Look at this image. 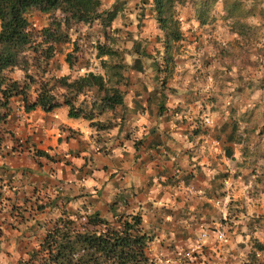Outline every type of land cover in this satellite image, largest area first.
<instances>
[{"label":"clouds","instance_id":"1","mask_svg":"<svg viewBox=\"0 0 264 264\" xmlns=\"http://www.w3.org/2000/svg\"><path fill=\"white\" fill-rule=\"evenodd\" d=\"M82 2L87 21L69 27L72 13L59 0L43 22L24 29L27 35L59 24L69 43L64 55L54 54V67L35 66L31 49L44 37L34 35L19 62L0 70L6 79L0 89L28 85L27 103L14 100L11 115L0 108L7 116V123L0 121V264H43L49 225L60 229L53 250L71 244L59 264H119L78 237L114 242L111 232L124 235L121 216L127 223L139 218L134 235L143 238L147 264H264V0H163L162 16L156 0ZM171 31L183 37V48L166 66L156 39L165 41ZM137 44L153 58L136 52ZM101 47L117 55H102ZM138 60L143 71L135 68ZM39 62L49 63L43 56ZM44 84L50 110L27 112L40 102ZM117 92L122 105H104ZM25 135L42 142L45 155L31 144L24 148ZM155 140L161 141L156 152L141 150ZM93 201H103L107 223L88 227ZM13 205L27 209L23 218L12 214ZM32 251L40 255L33 259Z\"/></svg>","mask_w":264,"mask_h":264},{"label":"trees","instance_id":"2","mask_svg":"<svg viewBox=\"0 0 264 264\" xmlns=\"http://www.w3.org/2000/svg\"><path fill=\"white\" fill-rule=\"evenodd\" d=\"M147 2V0H145ZM49 7H44L42 4V0H0V21H3L4 32L0 33V45L3 46L2 50H0V70L7 67L8 65L16 64L19 62V52L23 49L24 46L34 43L33 36L34 35H43L44 41L43 44L51 45L46 50L43 49V44H35L32 47V51L36 53V57L34 58L36 61L35 66L37 68H42L43 71L49 70L52 65V60L55 57L54 54L61 52L65 44L69 43V38L65 34H61L59 32V24H55L53 30V26L50 25L43 29L41 33H37L36 29L33 28L32 33L25 34L24 29L26 27H31L29 21V14L32 11H38L40 13L46 14L51 11L52 8L58 6L59 0H47ZM63 3L68 5L64 10L66 12L72 13V18L69 20V27H71V23L73 20L79 22L81 20L87 21L88 17L86 15L81 14L80 8L85 7V3L82 0H63ZM157 8L159 15H164L166 11L165 4L163 0H156ZM155 11V10H154ZM162 25L164 26L166 31H170V25L168 21H162ZM183 37L177 31H171V36L163 41V45L165 47V65L171 66L173 64V55L177 54V44L181 42ZM81 48L80 45L77 43L74 47L75 52H80ZM136 52H138L142 57H150V54L146 52L145 48L140 46L139 44L136 45ZM100 53L103 55L105 53L111 55H117V53L111 52L110 49L101 47ZM43 56L46 61L49 63H45L41 65L39 62V58ZM74 59L72 52L67 54V61L71 64ZM23 63L26 65L27 60L25 59ZM120 66H117L115 69L117 72ZM157 69V72L160 71L159 63L153 65ZM136 70L143 71V65L141 61H137L135 65ZM171 73L169 72V75ZM28 79L32 83H36L34 77L29 76ZM159 79V75L157 76ZM131 78L128 79L127 85L128 87L130 84ZM6 83V79L0 76V85H4ZM63 83V82H61ZM85 83H92V81H86ZM96 83H100L99 80ZM167 81H165L166 85ZM42 87L45 89V93L40 97V102L37 104H31L26 108L27 112H32L38 107H44V110H50L46 106L49 105L52 101V98L47 95V88L48 85L44 84ZM27 88L28 85H25L24 90L20 89V85L16 83H12L9 85L8 90L4 91L0 89V94L5 97L3 102H0V108H6L7 114L10 115L11 112V101L13 98L19 99L21 102L27 103ZM142 89L143 88L141 85ZM136 94H140V90H137ZM156 96L155 93L148 99V103L150 105L151 100ZM122 97L120 92H117L114 96H108L104 99V105H107L113 109L122 105ZM136 107H140V101L137 99L135 101ZM164 104L161 102L160 104V111L161 114L165 111ZM103 111V108H101ZM75 115V112H73ZM0 121H4L6 123L7 116H0ZM229 140L232 139L231 136L228 137ZM139 147V145H138ZM150 148H158L154 142L149 145ZM38 155H45L44 151L37 149ZM229 155H231V150H229ZM171 180V179H170ZM39 211L43 212L44 207L41 205L39 207ZM112 211H115V208L112 207ZM67 214V213H66ZM89 225H97L104 223L106 224L107 221L102 219V214L100 210L96 209L95 215L88 218ZM119 223L124 224V235L121 236L119 233L111 232L110 235L114 238V242L105 240L101 241L96 239L94 236H85V237H78V239H82L85 242L100 246L104 251L106 256L110 257H118L119 264H140V261L143 259L144 264H147V258L143 249V238L139 235H134V233H138V225L140 223L139 218H135V223H127L123 216H121L118 220ZM59 223V222H58ZM71 222H69L66 227L70 226ZM60 229L57 225H49V234L42 239L41 248L42 250H46L49 252V257L46 259L43 264H59L60 260L65 256V249L71 248L70 243H64L60 245L58 251L53 250L52 244L55 243L54 235H58ZM64 239L67 241V233L64 234ZM31 255L33 259L40 255V252L32 251ZM71 264V262H69ZM95 264H99V261H95Z\"/></svg>","mask_w":264,"mask_h":264},{"label":"rangeland","instance_id":"3","mask_svg":"<svg viewBox=\"0 0 264 264\" xmlns=\"http://www.w3.org/2000/svg\"><path fill=\"white\" fill-rule=\"evenodd\" d=\"M29 21H30V25H31V22L32 21H34V20H40L41 22H43V13H40V12H38V11H32L30 14H29ZM156 43H162L161 41H160V39H159V37H157V39H156ZM79 44V43H78ZM66 45V44H65ZM65 45L63 46V47H61V49H62V51L61 52H58L61 56L62 55H64V51H65ZM140 45V44H139ZM178 46H177V54L182 50V48H183V45L181 44V42L179 43V44H177ZM141 46V45H140ZM143 47V46H142ZM145 48V47H144ZM145 50H146V52L147 53H149L150 54V57L149 58H153L152 56H151V53H150V51L147 49V48H145ZM154 51H155V53H156V56H159L160 55V51H159V49L157 48V49H154ZM54 59H55V57L53 58V60L52 61H54ZM55 66V64L54 63H52V65H51V67H54ZM50 67V68H51ZM130 86L129 87H131L132 86V79H131V81H130ZM165 87H167V83H166V85H165ZM143 91H146V89H142ZM137 95V97H139L140 96V94H136ZM17 98H13L12 99V101H11V104L13 103V101L14 100H16ZM139 100V99H138ZM156 100V96L151 100V102H150V105L154 102ZM140 101V100H139ZM189 102H191V101H189ZM166 111V110H165ZM164 111V112H165ZM13 113V109H12V107H11V112H10V115ZM13 119H15V117L13 116ZM6 123H7V121H6ZM225 130H227V126H225ZM12 135H14V133H12ZM156 145H159L160 143H161V141H159V140H155V141H153ZM17 143L19 144L20 143V141L19 140H17ZM29 144H31L33 147H36L38 150H41V151H43V147H42V142H38L37 141V139H36V137L35 136H28V135H25V137H24V139H23V147L24 148H27L28 147V145ZM150 145V144H149ZM149 145H148V147L147 148H150L149 147ZM147 148H143V149H147ZM153 148V147H152ZM143 149H141V150H143ZM155 149V148H154ZM158 150V148L156 149V151ZM13 151H15V149L13 150ZM146 151V150H145ZM156 158V157H155ZM153 156H150L149 157V159H155ZM41 167H43V165H41ZM2 171H4L5 173H7L8 172V170L7 169H3ZM25 172H27V169H25ZM8 179H9V182L11 183V179H12V177H11V175H9L8 176ZM187 179H189V180H191L192 179V177L191 176H188L187 177ZM169 183H175V181L174 180H169ZM0 195H2V193H0ZM29 203V200L27 199V198H25V204L27 205ZM93 206L94 207H96V209H98V210H100V212H101V214H103V212H104V207H103V201H93ZM27 211V209L26 208H24V209H20V208H17V206L16 205H13V207H12V214L13 215H15L17 212H19L20 213V215H21V218H23V215H24V213ZM33 231H35V230H33ZM22 247L24 248V249H27L29 246L27 245V244H25V245H22Z\"/></svg>","mask_w":264,"mask_h":264},{"label":"crops","instance_id":"4","mask_svg":"<svg viewBox=\"0 0 264 264\" xmlns=\"http://www.w3.org/2000/svg\"><path fill=\"white\" fill-rule=\"evenodd\" d=\"M146 150V152H156V149H154V148H147V149H143L142 151H145ZM154 158H155V156H153Z\"/></svg>","mask_w":264,"mask_h":264}]
</instances>
